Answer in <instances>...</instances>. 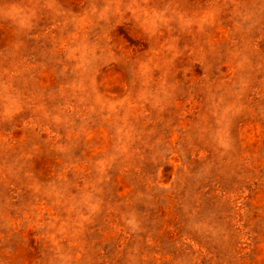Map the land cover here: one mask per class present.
Wrapping results in <instances>:
<instances>
[{"label":"rangeland","instance_id":"rangeland-1","mask_svg":"<svg viewBox=\"0 0 264 264\" xmlns=\"http://www.w3.org/2000/svg\"><path fill=\"white\" fill-rule=\"evenodd\" d=\"M0 264H264V0H0Z\"/></svg>","mask_w":264,"mask_h":264}]
</instances>
